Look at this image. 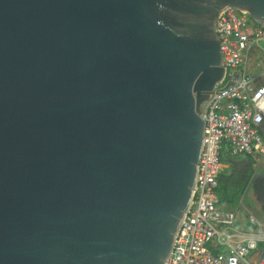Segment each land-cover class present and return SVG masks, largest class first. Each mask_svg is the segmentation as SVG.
I'll return each mask as SVG.
<instances>
[{"label": "water", "instance_id": "95a60500", "mask_svg": "<svg viewBox=\"0 0 264 264\" xmlns=\"http://www.w3.org/2000/svg\"><path fill=\"white\" fill-rule=\"evenodd\" d=\"M232 8L264 27V0H0V264H167Z\"/></svg>", "mask_w": 264, "mask_h": 264}, {"label": "built area", "instance_id": "2783aa9c", "mask_svg": "<svg viewBox=\"0 0 264 264\" xmlns=\"http://www.w3.org/2000/svg\"><path fill=\"white\" fill-rule=\"evenodd\" d=\"M216 32L226 73L202 106L206 136L194 200L167 264H264V222L224 208L217 195L224 144L258 167L264 162V27L232 8L220 15Z\"/></svg>", "mask_w": 264, "mask_h": 264}, {"label": "trees", "instance_id": "16d2710c", "mask_svg": "<svg viewBox=\"0 0 264 264\" xmlns=\"http://www.w3.org/2000/svg\"><path fill=\"white\" fill-rule=\"evenodd\" d=\"M228 146V145H226ZM222 150L221 163L225 166L219 177L217 195L226 209L237 208L246 193L255 172V161L249 156H233L226 147Z\"/></svg>", "mask_w": 264, "mask_h": 264}, {"label": "rangeland", "instance_id": "374dc122", "mask_svg": "<svg viewBox=\"0 0 264 264\" xmlns=\"http://www.w3.org/2000/svg\"><path fill=\"white\" fill-rule=\"evenodd\" d=\"M256 58V54H254L251 57V63H250V71L252 74H255L257 72V59ZM264 82V80H263ZM224 165H223V169H224ZM263 168V164L259 167V171H262L261 169ZM258 170V169H257ZM255 174H256V168H255ZM262 176V175H261ZM264 180V177H261ZM260 179L259 175H254V177L252 178L250 184H249V190H248V194H247V198L249 197V195L251 193H258L256 196L251 197V201H250V205L252 210L254 211V213L257 215L258 219L261 222H264V181H260V183H258V180ZM257 199L259 200V202L257 201Z\"/></svg>", "mask_w": 264, "mask_h": 264}, {"label": "crops", "instance_id": "0c3cea01", "mask_svg": "<svg viewBox=\"0 0 264 264\" xmlns=\"http://www.w3.org/2000/svg\"><path fill=\"white\" fill-rule=\"evenodd\" d=\"M255 59H257V62H256V64L258 63V60H259V55L258 54H256V58ZM227 144H224V147H223V149L225 148V151L227 150V148L226 147H228V146H226ZM231 155H233V154H231ZM234 156V155H233ZM263 164V168L261 169L262 171H259V167H258V165H256L255 164V168H256V174H255V172H254V175L256 176V175H259L260 176V179L258 180V183H260L261 184V182L260 181H264L263 180V178H261V177H264V162L262 163ZM223 165V164H222ZM223 167V166H222ZM258 169V170H257ZM222 170H223V168H222ZM254 175H253V177H254ZM262 175V176H261ZM252 177V178H253ZM262 185V184H261ZM248 190H249V187H248ZM248 190H247V193H246V197H245V199H244V197L242 198V200L240 201V203H239V205H238V207H237V209L239 210V211H243V212H245V213H247V212H254L253 210H252V208H251V205H250V201H251V197H253V196H256L258 193H251L250 195H249V197L247 198V194H248ZM257 201L259 202V200L257 199ZM259 204H260V202H259Z\"/></svg>", "mask_w": 264, "mask_h": 264}, {"label": "clouds", "instance_id": "9594fccd", "mask_svg": "<svg viewBox=\"0 0 264 264\" xmlns=\"http://www.w3.org/2000/svg\"><path fill=\"white\" fill-rule=\"evenodd\" d=\"M243 212V211H242ZM243 213H245V212H243ZM251 213H254V212H251ZM255 214V213H254ZM256 215V214H255ZM257 216V215H256Z\"/></svg>", "mask_w": 264, "mask_h": 264}]
</instances>
